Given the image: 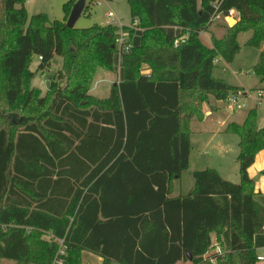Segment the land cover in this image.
Segmentation results:
<instances>
[{
    "label": "trees",
    "instance_id": "trees-1",
    "mask_svg": "<svg viewBox=\"0 0 264 264\" xmlns=\"http://www.w3.org/2000/svg\"><path fill=\"white\" fill-rule=\"evenodd\" d=\"M76 3L60 21L30 16L26 0H0V263L82 264L86 251L103 264H257L264 206L248 174L264 150L256 109L227 127L239 139L238 184L205 169L189 194L171 193L189 168L192 120L203 121L211 97L245 91L215 78L214 65L234 62L242 33L262 48L264 0H128L143 36L103 100L90 92L98 69H114L119 27L68 28ZM124 31L132 44L136 30ZM36 57L41 72L62 59L45 95L31 86ZM253 70L264 84V51Z\"/></svg>",
    "mask_w": 264,
    "mask_h": 264
},
{
    "label": "crops",
    "instance_id": "crops-1",
    "mask_svg": "<svg viewBox=\"0 0 264 264\" xmlns=\"http://www.w3.org/2000/svg\"><path fill=\"white\" fill-rule=\"evenodd\" d=\"M230 19L231 20L229 21H233L236 24L239 21V14L233 10V16ZM252 35V31L239 35L238 42L240 45L242 43L243 46L241 45V51L233 63L227 64L224 61L219 60L214 65V68H217L218 71L219 67H222L225 73L229 72L232 74L236 79L237 84H233L232 80L221 78L219 75L215 74L214 70L215 78L221 79L231 86L245 89V91L241 93L240 102L242 106L239 105L236 107H230L225 101H219L213 97H211L209 101L203 105V121L193 119L191 122L190 141L192 149L189 157V168L182 173L179 179L173 180L171 193V197L173 198L189 194L195 186L193 174L196 171H192L191 173L193 181H188L185 179V174L191 167L193 153L195 150H197L198 154V158L195 159L196 163H198L199 159H208L209 166L207 165L206 168H202L203 170L215 169L219 172L223 179L233 183L240 182L239 164L237 163V157L239 154V139L236 135L228 133L227 127L230 124L242 125L245 122L248 113L251 110L256 109L258 115V127L264 128V84L260 83L259 78L254 74L253 70L254 66L259 60L261 52L264 51V44L260 50L247 46V42L252 37ZM142 36L143 31L141 29H136L132 39V45L138 46L141 42ZM202 36L207 38L209 45L212 46L213 42L211 33L206 32L203 33ZM245 49H248V51L245 52ZM37 59L39 60L40 58ZM247 65L249 66L248 70ZM110 72L116 74V77L106 78V80L112 85V91V88L115 85L119 86L120 83L124 81V71L121 67V57L118 54H116L114 57V69ZM142 74L149 76L151 74V68L145 65L142 68ZM243 75L249 77L252 76V79L254 78L255 80L254 83L249 86L250 84L247 82L245 77H243ZM260 92L263 94L261 97H259ZM90 93L93 95L92 89ZM98 99L103 100L107 98ZM243 105H245V107H243ZM246 108L247 111H242ZM196 137L198 139L194 140ZM248 174L249 177L255 182V198L259 204L264 206V150L259 152V154L256 156L254 164L248 170ZM213 239L214 241L216 240L215 236H213ZM254 246L257 256L264 257V231L255 236ZM103 263L104 259L95 254L86 251L82 254V264ZM178 264L192 263L179 262ZM257 264H264V261H258Z\"/></svg>",
    "mask_w": 264,
    "mask_h": 264
},
{
    "label": "rangeland",
    "instance_id": "rangeland-1",
    "mask_svg": "<svg viewBox=\"0 0 264 264\" xmlns=\"http://www.w3.org/2000/svg\"><path fill=\"white\" fill-rule=\"evenodd\" d=\"M68 1L69 0H31V2L26 4V6L28 5L27 8L30 16L43 13L47 14L51 20L62 21L65 18L64 5ZM86 5L89 7V10L87 13H83L82 17L76 23V28L86 29L95 25L106 26L111 24L114 26L122 25L130 29H137L138 25L135 26L131 18L128 0H86ZM110 12L115 15L114 18H109L108 14ZM221 23H223L222 20L217 19L211 27V30L216 33V37H221L223 35V30L218 28V25H222ZM224 23L228 24L230 27L235 25L233 21H227L226 19ZM201 37L203 42L210 46L207 38H204L202 35ZM244 51L246 52L248 49H245ZM39 64L40 61L37 58H34L33 64L31 65V70L34 72V76L31 78V86L39 89L41 94L45 95L49 89L50 82L53 80L54 75L62 64V59L60 57H55L52 67L44 72L39 70ZM248 69L249 66L247 65V70ZM214 70L215 74L219 75L221 78L232 80L233 84H237V81L233 75L229 72L225 73L222 67H219V71L217 68H214ZM115 75L116 74H113L112 72L105 69H98L92 86L93 95L98 98H108L112 85L106 80V78L116 77ZM243 77H245L247 82L250 84L249 86H251L255 81L254 78L252 79V76L249 77L243 75ZM242 111H247V108L243 109ZM197 139V137L194 138V140ZM196 158H198L197 150H195L193 153L191 167L185 174V179L188 181H193L191 174L192 171L203 170L202 168H206L208 165V159H199L198 163H196ZM0 264L6 263L1 262Z\"/></svg>",
    "mask_w": 264,
    "mask_h": 264
},
{
    "label": "built area",
    "instance_id": "built-area-1",
    "mask_svg": "<svg viewBox=\"0 0 264 264\" xmlns=\"http://www.w3.org/2000/svg\"><path fill=\"white\" fill-rule=\"evenodd\" d=\"M31 2V0H26V4ZM233 16V10L229 12L228 17L226 18L227 21L231 20L230 18ZM115 15L110 12L109 13V18H114ZM135 26L138 25V21L134 22ZM119 27V32H118V37L115 42V47L117 50V54L122 57L123 54L129 53L130 50L132 49L133 45L131 44L129 40V36L127 33H125L124 28H127L126 26L118 25ZM263 94L260 92L259 97H261ZM241 95H233L231 96L228 100L225 102L227 103L228 106L230 107H236L241 105ZM242 106V105H241ZM245 107V105H243ZM60 244L62 245L63 242L61 241ZM65 254V249H61L59 252V255L63 256ZM258 261L263 262L264 257H258ZM55 264H62V260H56Z\"/></svg>",
    "mask_w": 264,
    "mask_h": 264
},
{
    "label": "water",
    "instance_id": "water-1",
    "mask_svg": "<svg viewBox=\"0 0 264 264\" xmlns=\"http://www.w3.org/2000/svg\"><path fill=\"white\" fill-rule=\"evenodd\" d=\"M86 8V0H78L77 3L73 6L70 16L67 20V27L68 28H75L76 23L82 17L84 10ZM189 260L192 261L193 257L188 254Z\"/></svg>",
    "mask_w": 264,
    "mask_h": 264
}]
</instances>
